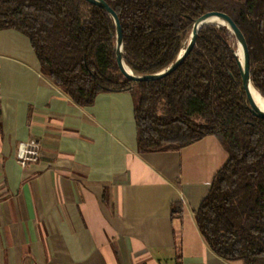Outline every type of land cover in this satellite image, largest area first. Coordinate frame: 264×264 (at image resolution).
<instances>
[{
	"label": "crops",
	"instance_id": "0c3cea01",
	"mask_svg": "<svg viewBox=\"0 0 264 264\" xmlns=\"http://www.w3.org/2000/svg\"><path fill=\"white\" fill-rule=\"evenodd\" d=\"M29 140L39 157L21 168ZM225 162L214 136L138 153L129 92L81 108L25 36L0 31V264H242L216 256L194 220Z\"/></svg>",
	"mask_w": 264,
	"mask_h": 264
},
{
	"label": "trees",
	"instance_id": "16d2710c",
	"mask_svg": "<svg viewBox=\"0 0 264 264\" xmlns=\"http://www.w3.org/2000/svg\"><path fill=\"white\" fill-rule=\"evenodd\" d=\"M117 15L123 61L137 76L156 74L185 48L195 20L227 15L242 33L250 81L264 99V0H103ZM25 36L40 68L77 106L129 92L138 153L176 151L216 137L228 155L194 211L198 232L226 261L264 264V119L250 112L225 27L206 26L171 74L131 82L115 63V26L83 0H0V31ZM181 212L179 205L172 210Z\"/></svg>",
	"mask_w": 264,
	"mask_h": 264
},
{
	"label": "water",
	"instance_id": "95a60500",
	"mask_svg": "<svg viewBox=\"0 0 264 264\" xmlns=\"http://www.w3.org/2000/svg\"><path fill=\"white\" fill-rule=\"evenodd\" d=\"M83 1L103 10L112 19L113 24L115 26V46H114L115 63H116L119 73L125 79L131 82L157 81L171 74L182 64V62L186 59V57L190 54V52L194 48L195 43H196V37L200 29L206 26L225 27L230 32V34L234 37L237 46L241 48V61L236 51H235V57H236L237 64L240 69L241 85H242V89L245 94L246 102L249 105L250 112L256 118L264 119V110L260 109L257 106L255 99H254V95L252 93V90L253 91L255 90L250 81V72H249L250 59H249V53H248L246 41L242 33L240 32V30L237 28V26L224 13L209 12L199 17L197 20L193 22L191 26L190 34L186 42L185 48L178 54L176 60L171 65H169L164 70L156 74H153V75L137 76L126 66V64L123 61L122 29H121V25H120L117 15L103 0H83ZM212 18L221 20L223 24L215 25L211 23L210 20ZM125 67L127 68V70L125 69Z\"/></svg>",
	"mask_w": 264,
	"mask_h": 264
},
{
	"label": "built area",
	"instance_id": "2783aa9c",
	"mask_svg": "<svg viewBox=\"0 0 264 264\" xmlns=\"http://www.w3.org/2000/svg\"><path fill=\"white\" fill-rule=\"evenodd\" d=\"M39 157V144L35 140L19 143L16 149L15 159L21 168L30 163H35Z\"/></svg>",
	"mask_w": 264,
	"mask_h": 264
},
{
	"label": "bare ground",
	"instance_id": "6f19581e",
	"mask_svg": "<svg viewBox=\"0 0 264 264\" xmlns=\"http://www.w3.org/2000/svg\"><path fill=\"white\" fill-rule=\"evenodd\" d=\"M210 21H211V23H213L215 25H222L223 24V22L221 20L216 19V18H212ZM236 53L240 57V61H241V48L239 46H237V48H236ZM125 69L127 70L126 67H125ZM252 93L254 95V99H255L257 106L260 109L264 110V99L260 96V94L256 90L255 91L252 90Z\"/></svg>",
	"mask_w": 264,
	"mask_h": 264
},
{
	"label": "rangeland",
	"instance_id": "374dc122",
	"mask_svg": "<svg viewBox=\"0 0 264 264\" xmlns=\"http://www.w3.org/2000/svg\"><path fill=\"white\" fill-rule=\"evenodd\" d=\"M235 47L237 48V44L235 45ZM236 51V50H235ZM223 151V150H222ZM224 153H225V155H226V161H227V159H228V155H227V153H226V151L224 150Z\"/></svg>",
	"mask_w": 264,
	"mask_h": 264
}]
</instances>
